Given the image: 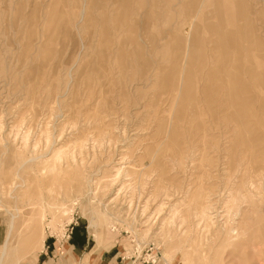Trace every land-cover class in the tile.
<instances>
[{
	"label": "rangeland",
	"instance_id": "374dc122",
	"mask_svg": "<svg viewBox=\"0 0 264 264\" xmlns=\"http://www.w3.org/2000/svg\"><path fill=\"white\" fill-rule=\"evenodd\" d=\"M0 227V264L75 227L264 264V0H0Z\"/></svg>",
	"mask_w": 264,
	"mask_h": 264
},
{
	"label": "crops",
	"instance_id": "0c3cea01",
	"mask_svg": "<svg viewBox=\"0 0 264 264\" xmlns=\"http://www.w3.org/2000/svg\"><path fill=\"white\" fill-rule=\"evenodd\" d=\"M109 236V233L103 234L101 236L93 233V238L96 241V245L93 248L95 242L89 236L87 231H83L81 227H75L72 233V237L70 241H68L69 254H67L66 257H64L63 259L56 258V260H53L54 255L53 257L49 256V253H53L54 251H49V248H51V246L53 245V241L46 238L43 242L42 249L37 252V257L35 260H33V264H83L82 262L86 261H83L85 255L93 248L90 254H88L87 256V258L91 261L93 256L96 255L97 252L102 248L105 240L109 239ZM4 237L5 232L0 227V243L3 241ZM96 264H126V262L123 263L121 254L119 250L116 249L114 243L109 248L103 249L98 254V261Z\"/></svg>",
	"mask_w": 264,
	"mask_h": 264
},
{
	"label": "bare ground",
	"instance_id": "6f19581e",
	"mask_svg": "<svg viewBox=\"0 0 264 264\" xmlns=\"http://www.w3.org/2000/svg\"><path fill=\"white\" fill-rule=\"evenodd\" d=\"M103 129V128H102ZM120 169V168H119ZM117 172V171H116ZM119 173V172H118ZM118 175V174H117ZM121 190V189H120ZM123 190V189H122ZM116 197V196H115ZM113 200V199H112ZM45 239V235L44 233H41L39 238L37 239V243L35 245H28L27 247V253H30V254H36L39 250H41L42 248V244H43V241ZM31 242V241H30ZM31 256V255H30Z\"/></svg>",
	"mask_w": 264,
	"mask_h": 264
},
{
	"label": "built area",
	"instance_id": "2783aa9c",
	"mask_svg": "<svg viewBox=\"0 0 264 264\" xmlns=\"http://www.w3.org/2000/svg\"><path fill=\"white\" fill-rule=\"evenodd\" d=\"M148 262V261H147ZM154 260L151 261V263L153 264Z\"/></svg>",
	"mask_w": 264,
	"mask_h": 264
}]
</instances>
